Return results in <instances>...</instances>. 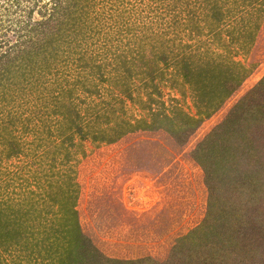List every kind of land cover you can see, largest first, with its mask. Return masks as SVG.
<instances>
[{
    "label": "rangeland",
    "instance_id": "374dc122",
    "mask_svg": "<svg viewBox=\"0 0 264 264\" xmlns=\"http://www.w3.org/2000/svg\"><path fill=\"white\" fill-rule=\"evenodd\" d=\"M124 1L117 4L106 0L104 4L95 0L91 8L96 15H104L101 37L109 43L115 41L111 46H103L94 36L89 37L83 42L91 51H87L88 57L84 54L88 61L85 67L78 61L63 58V54L48 59L50 66L40 77L41 84H36L31 91L24 90L26 95L21 99V106L14 104L23 116L34 113L37 123L24 129L17 125L11 133L19 140L21 152L18 157L0 162V183L8 184L5 196L10 197L11 203H24L22 198L49 190L47 181L52 183L51 189L56 190V185L62 186L64 176H69L77 188L72 205L77 224L87 240V247L95 251L104 264H174L180 260L177 254L180 237L203 221L207 209L205 174L196 155L202 149L213 147L208 145L211 130L220 131L224 120L234 110L237 114L231 115L232 122L228 124L233 130L230 135L234 137V130L239 127L240 136L245 138L236 136L237 159L241 166L246 164L254 171L259 182H251L252 187L241 194L234 189L232 195L240 194L236 198L243 203L242 215L248 213L258 221L263 217L261 231L255 233L252 252L264 258V113L259 109L264 105V88L252 93L257 82L264 78V0H258L259 3L254 0L252 4H247V0H224L226 4H222V9L226 12L222 13V30H216L218 34L207 32L205 28L198 34L183 29L187 20L184 4L196 8L194 14L197 20L201 19L200 27L203 22H209L207 7L213 0H177L174 8L182 22L174 20L170 27L168 20L156 24L158 19L165 21L167 18L164 11L156 10V5L163 8L170 3L158 0L151 10V21H144V34L151 36L144 39L148 44L142 43V47L145 46L142 56H137L133 48L136 45L133 46L132 38L127 41L125 34L129 35L126 29L132 31L134 24L142 26L143 23L136 19L141 16L142 20L148 0H141L138 6L134 0ZM10 2L0 0V43L15 41L12 23L26 18L27 7H31L30 20H34L39 18L40 12H48L51 5L50 0H20L18 7L10 6ZM161 14L164 18H160ZM237 21L240 27L231 30L230 25ZM97 24L93 16L92 32ZM162 27L167 29L159 45L169 47L170 53L164 54L175 57L177 62L181 56L178 50L197 63L206 61L202 58L204 51H210L212 56L217 53L215 58L222 62L237 61L247 69L245 77L208 116L201 114L203 109L197 113L202 103L193 96V88L182 82L176 66L165 67L159 60L151 67V57L155 55L150 47L154 43L152 33L160 32ZM247 31L252 34L250 41ZM210 35L216 37L209 38ZM166 37L174 39L166 40ZM184 43L186 47L182 46ZM121 58L125 63L120 64ZM124 69L129 71L123 74ZM69 89L70 94L67 93ZM243 100L245 104L240 108ZM90 102L99 114L106 113L97 122L98 127L110 131L116 123L122 125L124 122L132 127L112 143L92 142L89 133L80 138L74 126L62 136L55 134L46 142L39 139L36 127L46 124L54 130L67 126V104L73 105L82 115L84 120L80 124L86 131L85 125L91 123L93 117L85 113ZM159 111H162L158 116L161 121L152 122V115ZM194 119H199L196 126ZM38 141L42 143L37 144ZM54 147H61L60 151H51ZM35 199L40 201L41 197L27 200L35 203ZM40 203L41 207L46 205L55 211L52 224L48 221L46 226L59 228L62 219L59 205L47 200ZM50 213L47 216L51 217ZM56 241L49 239L48 243ZM50 255L55 257L51 252ZM3 257L6 259L8 255ZM49 261L37 262L55 263Z\"/></svg>",
    "mask_w": 264,
    "mask_h": 264
},
{
    "label": "trees",
    "instance_id": "16d2710c",
    "mask_svg": "<svg viewBox=\"0 0 264 264\" xmlns=\"http://www.w3.org/2000/svg\"><path fill=\"white\" fill-rule=\"evenodd\" d=\"M94 1L50 0L49 11L40 12L39 18L34 20H30L31 7H27L26 18L12 23L14 24L13 33L16 34L15 41L0 43V145L3 146V148H0V162L1 160L18 157L21 152L19 140L11 134L17 125L22 126L24 129L32 128L37 123L34 113L23 116L15 107H17V104L21 106L23 101L21 99L26 95L25 89L31 91L33 88L35 89L36 84L38 86L41 84L40 77L50 66L48 59L53 60V58H57L55 56H62L60 54H63V58L70 59L71 62L78 61L81 67H85L88 64V52L91 51L85 46L86 44L83 45V42H87V39L93 36L103 46H108V44L111 46L115 42L109 43L107 39L101 37V27L105 17L102 14L96 15L92 12L91 8L95 5ZM99 1L106 3V0ZM128 1L125 0L124 3ZM157 1L148 0L142 20L141 16L136 19L137 22L143 23L142 26L134 24L132 31L131 28L126 29V33L129 35L125 34V37H127V41L132 38L133 46L136 45V48L135 46L133 48L137 56L144 54L145 46L142 47V43L148 44L144 42V39L151 36L144 34L146 33L143 30L144 21H151V10L155 8ZM19 2L20 0H11L9 4L10 6L15 4L18 7ZM113 2L121 4L123 0H113ZM134 2L137 3V6L142 3L141 0H134ZM151 2L154 5L151 6ZM166 2L170 3H166L163 8L156 5V10L164 11L166 13L165 17L167 16L165 21L158 19L156 24L161 25L168 20L169 24H167L170 27L174 20L179 21L181 17L174 8L177 0H167ZM246 2L252 4L254 0H247ZM256 2L259 3L258 0ZM222 4H226V1L213 0L208 4L209 22L208 24L203 22L200 27L199 22L201 19L197 20L194 14L196 8L192 9V6L188 3L184 4L187 7V20L183 29H187L192 34H198L201 29L205 28L207 32L218 34L217 31L222 30V27H220L222 13L226 12L222 9ZM224 7L226 10V6ZM91 12L93 13L92 16ZM93 16H96L98 24L92 32L91 18L93 19ZM160 18H164V14H161ZM239 27L240 23L238 21L230 25V29L233 31ZM162 28L160 32L152 31L154 43H151L150 47L151 52L153 51L152 53L155 55L151 57V67L153 68L154 63L159 60L162 61L165 67L170 64H173V67L176 66L175 70L181 77L182 82L193 88V96H196V100L202 103V105H198L197 113H200L203 109L201 114L208 116L245 77L247 69L237 61L227 60L222 62L215 58L217 53L212 56L210 51H204L205 55L202 58L206 61L197 63L190 61L186 53L178 50L181 53L178 60L179 64L175 61V57L169 56V58L168 55L164 54L170 53L169 47L159 45L164 40L162 35H166L167 28ZM246 33V37L250 41L252 34L250 31ZM215 37L216 35H210L209 38ZM117 38L116 36V41ZM167 39L173 40L174 37H166ZM111 40H114V38ZM203 41L205 40L203 39ZM182 46L186 47V44L184 43ZM106 50H108V47ZM199 59L201 60V58ZM146 60L149 66L150 62L148 59ZM121 62L125 63L122 58L120 64H123ZM128 71L129 69H124L123 74ZM150 72H154V70ZM263 88L264 78H261L252 93H259ZM70 90H67L68 94H70ZM243 102L244 100L241 101L240 108L245 104ZM67 108L69 111L66 112L68 116L65 128L58 127L53 130L46 124L43 127H36L37 135L40 136L41 141L46 142V139L51 136L54 137L55 134L62 136L63 132L67 131L70 126H74L80 138H85L89 133L92 142L112 143L125 130L132 127L129 122H124V125L116 123L110 131L98 127L97 122L106 113L99 114L93 103L90 102L85 113L93 117L90 120L91 123L88 122L85 125V131L80 124V121L84 120L82 115L74 110L73 105L67 104ZM259 109L264 113V105H261ZM232 111L228 118L224 120L225 125L220 131L216 128L211 130L209 137L212 136V138L209 140L208 145L213 147L209 146L210 149H202L199 151V155H196V160L205 174L204 183L208 191L207 209L203 221L191 232L180 237L177 249L180 260L174 264H264V258L256 257L252 252V243L256 240L255 233L261 231L263 217L258 221L256 218L249 217L248 213L242 215L240 212L243 211V203L237 200L241 193L252 187V183L259 181H257L258 178L254 175V171L252 172L246 164L241 166L242 164L237 159L238 141L236 138L238 137L236 136H240L242 131L238 127L239 130H234L236 135L234 137L230 135L233 131L229 129L231 127L228 125L232 122L230 117H232L231 115L235 117L237 114L234 110ZM52 112L56 111L53 110ZM160 112L162 111L152 115V122L161 121L158 117ZM198 121L199 119H194L195 126ZM242 129L244 131V127ZM41 141H38L37 144H41ZM217 146L218 151H216ZM243 146L253 148L251 145H244V143ZM60 148L54 147L51 151H60ZM65 158H67V155ZM41 176L44 177L45 175L41 174ZM64 177L66 179L62 180V186L56 185V190L51 189L52 185L50 184L52 183L47 181V186H50L49 190L44 189L42 192H35L33 195L31 194L32 196L22 198L24 203L20 201L11 203L10 197L5 196L8 193V184L0 183V264H7V260L9 264H38V262L45 259H49V263L55 261L54 264L105 263L95 251L92 252L87 247V240L81 234L75 210L72 207L77 195V188L73 186L74 183L70 181L69 176ZM252 178H256V180ZM234 189H237L240 193L239 196L237 195L238 197L236 196L237 198L232 195ZM39 196L41 197L40 201L35 199V203L30 202L32 198L40 199ZM27 199H30V201ZM46 200L51 204L57 203L59 205L58 210L61 211L62 218L60 219L59 228H52L51 225L46 226V222L49 221V224H52V219L55 218V211L50 210L46 205L41 207L43 204L40 202L45 203ZM247 201L250 202V199L247 198ZM246 210H249L248 206H246ZM48 212H51V217L47 216ZM54 238L57 240L56 243H48L49 239ZM13 245L15 246L12 247ZM50 252L55 254V257L52 258ZM4 255H8V258L4 259Z\"/></svg>",
    "mask_w": 264,
    "mask_h": 264
}]
</instances>
